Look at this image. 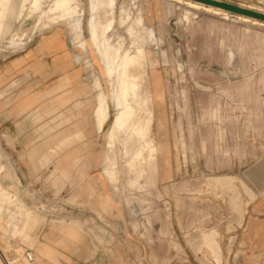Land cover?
I'll list each match as a JSON object with an SVG mask.
<instances>
[{
	"label": "rangeland",
	"instance_id": "rangeland-1",
	"mask_svg": "<svg viewBox=\"0 0 264 264\" xmlns=\"http://www.w3.org/2000/svg\"><path fill=\"white\" fill-rule=\"evenodd\" d=\"M95 1L93 11V0H0V63L57 40L89 89L61 119L46 104L41 150H20L38 135L18 140L0 123V261L11 249L19 264L42 258L51 235L57 245L85 240L95 256L105 239L110 264H243L239 236L264 202V25L172 0ZM218 1L264 13V0ZM153 77L169 146L154 186L152 164L167 152L158 138L148 147L156 128L141 104L152 108ZM139 116L143 154L130 158L118 120ZM104 194L110 207L99 214Z\"/></svg>",
	"mask_w": 264,
	"mask_h": 264
},
{
	"label": "crops",
	"instance_id": "crops-1",
	"mask_svg": "<svg viewBox=\"0 0 264 264\" xmlns=\"http://www.w3.org/2000/svg\"><path fill=\"white\" fill-rule=\"evenodd\" d=\"M69 50L68 47H64L56 40L53 47H31L0 63V123L2 122V125L7 122L13 123V130H18L15 133L19 135L18 140L24 139L25 135H33V137L38 135L39 138L34 137L33 140L37 141H33L31 146H27L29 143L24 147L18 146L20 150H41L40 119L48 117L46 115L48 102L54 104V114L49 118L61 119L63 104L78 102L80 96L86 97L89 101V89L80 80L82 73L74 64L73 53ZM157 81L161 89V83L159 80ZM207 81L209 82V79ZM160 89L158 93H160ZM210 92V89H204L200 93V98L204 100L205 97L211 95ZM159 97L160 95L157 98ZM52 98L54 100H51ZM156 99L153 95V104H156ZM86 114V123L89 126L91 118L89 112ZM29 119H38L39 121L32 123L33 127L28 128L25 122ZM158 120L160 138L158 145L167 154L165 158L157 159L152 164L154 167L152 186L164 178L169 168V146L165 132L166 120L160 115H158ZM193 134L190 133L189 137L192 138ZM201 141L205 148V140ZM109 207L110 195L104 194L99 214L106 212ZM256 207L257 213L252 215L253 210H251L239 236L238 246L242 249L240 261L243 264H264V202ZM205 239L216 252L217 248L214 247L213 238L207 235ZM53 241L56 240L48 235L43 244L44 256L38 258L37 255H34L35 259L32 264H110V256L108 252H105L109 244H105V239L102 252L98 256L91 253V245L86 244L85 240L77 239L74 244H67V246L62 241L61 245L54 244ZM64 247L69 249L66 251ZM125 259L127 262L128 256H125Z\"/></svg>",
	"mask_w": 264,
	"mask_h": 264
},
{
	"label": "bare ground",
	"instance_id": "bare-ground-1",
	"mask_svg": "<svg viewBox=\"0 0 264 264\" xmlns=\"http://www.w3.org/2000/svg\"><path fill=\"white\" fill-rule=\"evenodd\" d=\"M172 1L185 2V3H187L188 5H190L192 7L205 8V9H208V10H212V11H214L216 13L229 14V15H233V16H237L239 18H242V19H244L246 21H253V22H256V23L259 22V23H261V24L264 25V21H261V20L255 19V18H251V17H248V16H243V15H239V14H233V13H230V12L224 10V9H221V8H218V7H214V6H210V5H206V4H203V3L196 2V1H192V0H172ZM113 3L114 2H111L110 7L113 5ZM92 6H93V11H95V10H97L99 8V6L97 4V1H95V0H93ZM249 10H251V9H249ZM91 21H93V18L91 19ZM81 32H82V29L80 28V33ZM92 33H93V35H95V28L92 29ZM151 37H153V36L151 35ZM52 39H54V36H52ZM115 54H116V52H115ZM123 72L126 75V69H124ZM93 76L96 79V89L99 91V101H100V103H99L100 104V106H99V114H100V117H101V120H102V123H103V122H105V120L107 118V101H106L105 94H104V91L105 90H103V83L99 79V76L95 72H94ZM157 80H158V78H154L153 77V89H154L153 90V95H154L155 99L158 97V95H160V93H158L160 87H159V82ZM141 109L145 113H147V112L149 113V116L147 117L148 118L147 120H148V122L150 124L154 125L155 128H156L154 139L153 140H149L150 143H149V146L148 147H150L151 145L154 144V142H156L155 139L158 138V140L160 141V138H159V130H158V127H159L158 126V124H159L158 115L159 114L156 111L155 104L152 105V108H149V107H147V104L142 103L141 104ZM142 121H143V117L142 116H139L136 119L129 120V121L125 120L124 118H119V120H118V125H119V127L121 128V130L123 132V138H122L121 141L124 144V146L126 147V149L129 150L130 158L133 157V156H140V155L143 154V150L142 149H143V141L144 140L142 141L141 133H140ZM101 128L102 127H100V129ZM158 150H159V152H164L159 147H158ZM126 170H127V174H131L132 173V171L131 170H128V168H126ZM7 256H8V258L6 256H3V258L0 261V264H19V261L22 260V253L18 249H11V250H9L7 252ZM31 256H32V261L29 259L28 255L26 254V259L28 260V262L30 264H32L34 262V259H35L34 255L32 253H31ZM22 264H26V262L24 261V262H22Z\"/></svg>",
	"mask_w": 264,
	"mask_h": 264
},
{
	"label": "water",
	"instance_id": "water-1",
	"mask_svg": "<svg viewBox=\"0 0 264 264\" xmlns=\"http://www.w3.org/2000/svg\"><path fill=\"white\" fill-rule=\"evenodd\" d=\"M192 1H196L199 3L206 4V5L218 7V8L224 9L230 13H233V14L248 16L251 18H255V19L264 21V13L249 10V9L243 8V7L238 6V5H234V4H230V3L222 2V1H218V0H192Z\"/></svg>",
	"mask_w": 264,
	"mask_h": 264
},
{
	"label": "built area",
	"instance_id": "built-area-1",
	"mask_svg": "<svg viewBox=\"0 0 264 264\" xmlns=\"http://www.w3.org/2000/svg\"><path fill=\"white\" fill-rule=\"evenodd\" d=\"M29 259L32 261V256H31V253H27Z\"/></svg>",
	"mask_w": 264,
	"mask_h": 264
}]
</instances>
